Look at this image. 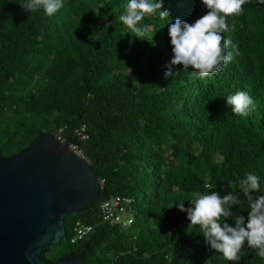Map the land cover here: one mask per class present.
<instances>
[{
    "label": "trees",
    "instance_id": "1",
    "mask_svg": "<svg viewBox=\"0 0 264 264\" xmlns=\"http://www.w3.org/2000/svg\"><path fill=\"white\" fill-rule=\"evenodd\" d=\"M22 2L0 0V154L36 130L54 133L62 125L65 140L81 148L102 179L100 200L131 196L127 226L102 221L98 200L63 213L64 234L45 257L80 250L81 264H264L247 241L240 259L228 261L176 206L187 209L207 192H232L241 204L231 211L247 221L240 181L255 174L264 191V4L249 0L226 17L222 36L240 53L232 62L203 79L173 65L179 75L166 79L169 25L206 14L202 0H163L168 19L146 14L140 38L119 19L128 0H62L52 16L43 7L25 11ZM241 90L255 103L247 116L226 103ZM81 123L85 137L74 130ZM76 219L92 229L70 242Z\"/></svg>",
    "mask_w": 264,
    "mask_h": 264
},
{
    "label": "clouds",
    "instance_id": "2",
    "mask_svg": "<svg viewBox=\"0 0 264 264\" xmlns=\"http://www.w3.org/2000/svg\"><path fill=\"white\" fill-rule=\"evenodd\" d=\"M249 0H202L208 11L194 23L179 18L169 25L172 59L164 75L175 77L171 66L183 65L198 72L203 79L220 70L222 65L232 62L238 56V46L231 39H225L222 33L229 30L226 17L242 12V6ZM264 4V0H258ZM25 11H36L43 7L48 16H52L63 7L62 0H24L19 3ZM163 0H128L119 19L138 38L143 37L147 28L139 22L146 14H155L168 19V10L161 11ZM234 114L247 116L255 109L253 98L246 91H237L228 95L226 100ZM260 178L252 173L240 181V189L249 201L247 221L245 216L231 211L232 205H240L238 195L229 192L221 197L218 192H207L191 199V207L185 208L183 202L176 204L181 211L187 212L190 224L199 225L205 242L228 261L240 259V250L245 241L249 248L256 250V255L264 259V195L256 198L252 192L261 191ZM175 204V203H174ZM173 204V205H174ZM234 220L233 224L228 219Z\"/></svg>",
    "mask_w": 264,
    "mask_h": 264
},
{
    "label": "water",
    "instance_id": "3",
    "mask_svg": "<svg viewBox=\"0 0 264 264\" xmlns=\"http://www.w3.org/2000/svg\"><path fill=\"white\" fill-rule=\"evenodd\" d=\"M98 188L88 162L49 131L0 154V264H81L80 250L44 252L64 234L63 213L101 202Z\"/></svg>",
    "mask_w": 264,
    "mask_h": 264
},
{
    "label": "built area",
    "instance_id": "4",
    "mask_svg": "<svg viewBox=\"0 0 264 264\" xmlns=\"http://www.w3.org/2000/svg\"><path fill=\"white\" fill-rule=\"evenodd\" d=\"M74 130L78 137H85L87 135L83 123L76 126ZM56 140H65L62 134V125H59L54 133H52ZM66 145L68 148L86 160L84 153L81 148L74 141H67ZM98 179V178H97ZM102 183V179H98V184ZM131 201V196L120 195V194H110L107 198L101 199L98 203V214L102 221L109 224L115 223L119 226H127L132 221V214L128 209L129 202ZM71 233L68 236V241L72 242L80 237L86 235L92 229L89 222H84L80 219H76L72 222Z\"/></svg>",
    "mask_w": 264,
    "mask_h": 264
}]
</instances>
